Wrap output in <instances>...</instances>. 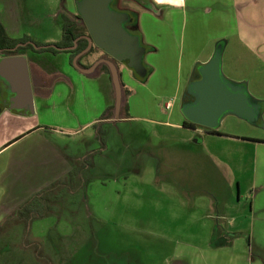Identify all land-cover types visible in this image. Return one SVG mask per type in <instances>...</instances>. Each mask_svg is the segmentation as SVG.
Wrapping results in <instances>:
<instances>
[{
    "label": "rangeland",
    "instance_id": "obj_1",
    "mask_svg": "<svg viewBox=\"0 0 264 264\" xmlns=\"http://www.w3.org/2000/svg\"><path fill=\"white\" fill-rule=\"evenodd\" d=\"M18 2L24 33L32 40L61 38L62 9L71 5L69 0ZM156 26L147 23L150 32ZM167 33L160 37L164 43L158 51L144 54V64L152 67L146 78L116 61L123 83L120 119L113 120L112 107L109 120L100 121L106 107L97 84L71 112L42 113L50 125L69 129L57 141L72 159L84 155L91 168L84 181L75 180L74 189L80 185L75 191L53 197L47 214L2 229L0 264H174L176 258L182 264H237L233 258L238 256L245 264H264V185L252 186L257 179L264 184V165L255 168L251 145L226 146L201 125L187 129L161 123L182 118L181 95L193 69L187 66V45L173 44ZM247 53L233 39L223 54L224 71L246 75L251 87L264 84V69ZM100 57L108 54L97 46L96 59ZM180 79L176 105L166 110L162 102L172 97ZM95 116L96 125L83 126ZM218 127L264 135V114L259 124L229 114ZM91 151L95 155L87 158ZM211 250L222 260L204 257Z\"/></svg>",
    "mask_w": 264,
    "mask_h": 264
},
{
    "label": "crops",
    "instance_id": "obj_2",
    "mask_svg": "<svg viewBox=\"0 0 264 264\" xmlns=\"http://www.w3.org/2000/svg\"><path fill=\"white\" fill-rule=\"evenodd\" d=\"M150 1L155 4V7L145 4L138 16L143 42L155 46L149 51H156L158 44L163 45L161 38L167 31V35H171L173 44L177 41L178 44L187 45L189 52L186 59L187 66L192 68L196 62L207 60L211 56L209 53L206 57H202V52L214 50L216 44L225 38L224 54L234 39L237 47L248 52L260 68L264 69V0ZM0 21L10 36L18 38L26 35L21 23L22 9L18 0H0ZM148 22L157 24L156 32L149 31ZM153 32L159 38L154 37ZM179 32L183 38L177 40L176 36ZM51 39L52 37H46L44 42ZM164 41L171 42L169 39H164ZM20 53L26 55L28 61L30 79L34 87H32L34 110L22 111L11 108V105L5 102L8 85L3 78H0V88L3 91L0 96L2 98L0 101H3L0 109V243L4 237L3 228L14 226V221L17 220L26 218L29 220L27 216L20 214L24 209L22 206L32 197H38V203L36 202L34 206L44 212L52 206L54 196L62 197L61 183L75 168V162L81 164L79 178L85 180V174L89 170L88 166L83 167L84 155L75 158L72 154L74 158L72 159L59 142L60 139L66 137V134L68 135L69 129L50 125L42 113L53 112L62 115L71 112V108L79 106L80 101L85 102L90 98L92 94L90 90L95 91L96 84L103 93L105 107L115 100L111 73L105 66L98 71L94 68L90 72H84L71 64L70 53L66 49L55 51L38 46L28 47L18 54ZM122 65L127 64L122 62ZM228 76L236 80H246L251 94L257 98H264V84L251 87V79L246 75L229 74ZM181 82V79L178 80L175 91L170 97L174 99L172 109L182 90ZM163 102V108L166 109ZM96 121L98 120L95 116L83 126L94 125ZM161 123L194 129L183 124V116L177 121L166 120ZM259 123L260 119L257 121V124ZM71 130L75 131V129ZM205 132L209 137L211 135V137L222 138L226 146L235 144L243 149L251 145L255 168L264 165V135L222 131L219 127L214 130L205 128ZM65 146L68 147L67 144ZM224 161L228 162V160ZM235 179L238 181L241 193V180L237 176ZM55 183L58 185L55 186L56 189L53 192L52 187ZM262 185L264 184L258 183V179L256 183H252L255 189L262 188ZM54 193L57 194L54 195ZM43 197L48 199L45 200ZM224 197L225 202H228L229 196L225 194ZM217 254L218 251L211 250L206 252L204 257L210 260H222V256ZM228 260L231 261L232 258L228 257ZM233 260L238 262L237 264H245L241 256ZM182 262L183 260L176 258L174 264H182Z\"/></svg>",
    "mask_w": 264,
    "mask_h": 264
},
{
    "label": "water",
    "instance_id": "obj_3",
    "mask_svg": "<svg viewBox=\"0 0 264 264\" xmlns=\"http://www.w3.org/2000/svg\"><path fill=\"white\" fill-rule=\"evenodd\" d=\"M112 0H77L78 11L88 26L89 34L84 36L89 43L85 50L74 57L76 66L90 72L100 63L109 66L114 84V117L120 119L123 99V83L117 60L128 59V65L133 67L139 75H145L147 67L143 62L146 47L141 44L140 36L128 30L125 22L130 20L129 12L118 10L111 6ZM74 45L58 46L71 49ZM35 46L33 40H29ZM226 39L216 44L211 56L194 65L188 82L181 96L182 111L185 117L206 128H217L225 116L234 114L251 123L263 121L264 98H257L251 94L246 80H236L228 75L222 67V55ZM93 43L104 49L111 57H100L90 67L80 66L78 56L88 50ZM25 44V42L18 43ZM0 78L10 85V92L14 93L9 99L14 102L11 108L29 106L34 110L33 89L28 70L27 57L24 54H13L0 57ZM1 87V86H0ZM3 91L0 88V96ZM2 98H0L1 100ZM23 100L25 103H15Z\"/></svg>",
    "mask_w": 264,
    "mask_h": 264
},
{
    "label": "flooded vegetation",
    "instance_id": "obj_4",
    "mask_svg": "<svg viewBox=\"0 0 264 264\" xmlns=\"http://www.w3.org/2000/svg\"><path fill=\"white\" fill-rule=\"evenodd\" d=\"M70 1V3L69 4H71V5H69V7H65L64 6V11H63V15H64V20L66 19V16L67 17H69V18H71L72 20H73V23H74V28H73V30L75 31V32H78V35L74 38V40L79 36V38H78V40H77V44H76V46L75 47H73V48H71V49H66L67 51H69V53H70V62H71V64L72 65H74L76 68H78L77 66H76V64L74 63V57L78 54V53H80V52H82L83 50H85L86 49V47L88 46V43H89V41H88V39L84 36L85 34H89V29H88V26H87V24L85 23V21H84V19L82 18V16L80 15V13H79V11H78V5H77V0H69ZM128 1H130L131 2V0H112V6L113 7H115V8H117V9H119V6L120 7H122V10H128L129 11V13H132V14H134V13H136V12H138L139 13V11L142 9V5H144V2H146L147 0H135V2H136V5H134V6H131V7H129V6H126V5H124L123 3H127ZM119 4V5H118ZM72 6V7H71ZM130 17H131V14H130ZM132 18V17H131ZM129 21V20H128ZM128 21L127 22H125L126 24L128 23ZM63 27V26H62ZM29 40H32V38H29V39H27L26 41H22V42H25V44H19L16 48H14L18 43H20V42H18L17 44H15V45H13V46H10V45H4V46H2V45H0V57H2V56H6V55H13V54H18L19 52H23L26 48H28V47H30V46H28L27 44L28 43H31ZM83 40H86L87 41V43L83 46V47H81V48H78V46H79V44H80V42L81 41H83ZM34 41V40H33ZM21 42V43H22ZM35 42V41H34ZM51 43H55V42H51ZM51 43H42V44H37V45H39L40 47H45V49L46 48H48L49 46H54V45H47V46H41V45H43V44H51ZM32 44V43H31ZM75 44V41L72 43V44H69V45H74ZM58 45V44H57ZM19 46H27V47H24V48H22V49H20L19 50V52H17V53H9L8 52V50H15V49H17ZM33 48H35V47H38V46H35L34 44H33ZM58 46H67V45H58ZM58 46H55V47H57L58 48ZM96 47H97V45L95 44V43H93V45L88 49V50H86L85 52H83V53H81L79 56H78V58H77V62H78V64L80 65V66H83V67H90V66H92L95 62H96V60L98 59H96ZM99 47V46H98ZM48 49H50V48H48ZM59 49H64V48H58V50ZM107 53V52H106ZM108 54V57H111L110 56V54L109 53H107ZM117 61H120V63L121 62H123V63H126L127 65H128V59H124V60H117ZM106 64V63H105ZM104 65V64H103ZM129 66V65H128ZM129 67H131V66H129ZM132 69H134L133 67H131ZM79 69V68H78ZM95 69H96V66H95ZM135 70V69H134ZM5 81V80H4ZM8 85V84H7ZM32 87H33V85H32ZM34 88V87H33ZM32 88V89H33ZM7 90H6V97H5V102H8V104L9 105H12V104H14V102H12L10 99H9V97L10 96H12L14 93H12V92H10V85H8L7 86V88H6ZM183 93V92H182ZM182 96V95H181ZM33 98H34V90H33ZM2 103H3V101L1 102L0 101V109H1V106H2ZM15 103H20V104H24L25 102L23 101V100H20V101H16ZM181 106H182V104H181ZM16 109H18V110H22V111H28V110H31L30 109V107L29 106H23V107H21V108H16ZM32 111V110H31ZM110 117V116H109ZM109 117H104V118H99L100 119V121H105V120H109L108 118ZM186 120H189V119H187L186 117H185V115L183 114V124H184V122L186 121ZM94 125H96V123L94 124ZM185 125V124H184ZM198 125L199 124H196V125H185V126H187V127H193V128H196V127H198ZM202 126V125H201ZM204 127V126H203ZM206 128V127H205ZM206 129H210V128H206ZM92 152V151H91ZM89 158V157H88ZM83 161H85L84 162V165L85 166H88L89 168H91V163H89V159H86V157H85V159H83ZM91 161V160H90ZM76 165H78V166H76ZM75 165V168L74 169H72L71 171H70V173H69V175H68V177L66 178V179H64V181H62V189L60 190V191H63V194L64 195H67V194H69V190L71 189V190H76L80 185H79V183H78V185H76V187H75V189H74V186H75V180H77V179H80V180H82V181H84V179L83 178H79L80 177V174H79V172H80V170L81 169H79L80 167V165L81 164H79V163H77ZM83 165V167H85ZM56 185H58V183H55L54 185H53V187H52V191L54 190V189H56ZM73 191V192H74ZM54 192V191H53ZM52 192V193H53ZM59 192V191H58ZM54 194H57V193H54ZM72 194V193H71ZM63 196V195H62ZM57 197V196H56ZM53 202V201H52ZM54 203V202H53ZM52 203V204H53ZM50 208H51V206H50ZM45 210V209H44Z\"/></svg>",
    "mask_w": 264,
    "mask_h": 264
},
{
    "label": "trees",
    "instance_id": "obj_5",
    "mask_svg": "<svg viewBox=\"0 0 264 264\" xmlns=\"http://www.w3.org/2000/svg\"><path fill=\"white\" fill-rule=\"evenodd\" d=\"M149 5V6H152V7H155V4L150 1V0H147L146 2H144V5ZM142 5V6H144ZM127 12H129L128 10H126ZM131 14V19L128 21V23L126 25V27L128 28L129 31H131L132 33H136L140 36V39H141V44L144 45L146 47V50H145V53L151 49H154L155 46L154 45H151V44H145L142 40V32H141V29H140V26H139V13L136 12L134 14L132 13H129ZM127 22V21H126ZM74 28V23H73V20L69 17L66 16V19L64 20L63 22V31H62V37L60 40L58 41H55V44H58V45H69V44H72L74 42V38L78 35V32H75L73 30ZM31 38L29 35H24L22 37H12L8 34V32L6 31L5 27L3 26L2 22L0 21V45L4 46V45H10V46H13L15 44H17L18 42H22V41H26L27 39ZM35 43L37 44H42L43 42H40V41H36L34 40ZM87 43L86 40H83L80 42L78 48H81L83 47L85 44ZM28 46L30 47H34L33 44L31 43H28L27 44ZM24 47H27V46H19L17 49L15 50H8L9 53H17L19 52L20 49L24 48ZM40 48H43L45 49V47H40ZM48 48L52 49V50H58L57 47L55 46H49ZM104 66L105 68L110 72V69H109V66L107 64L104 63ZM147 66V65H146ZM152 70V67L151 65H148L147 66V72L145 75H139L135 70V75L140 77V78H146L147 74L150 73ZM114 107V103H111L110 105H108L106 107V111L105 113L101 116V118H104V117H109L110 115L109 112H110V109ZM97 124V123H96ZM185 125H196L195 122L191 121V120H186L184 122ZM211 130H214V128H210ZM100 132H102L101 129H99V134ZM101 139L103 138V135H100ZM103 149V146L102 148H100L98 151H96L97 153H99L100 151H102ZM95 151H92L90 153V156H88L89 158H92L95 153ZM87 157V158H88ZM85 166V165H84ZM89 166V165H88ZM86 167V166H85ZM84 167V168H85ZM45 200L48 199L47 197H43ZM38 197L37 196H34L32 197L27 203H25L22 208L23 211L21 212L20 215L22 216H27L28 218L30 217H33L35 215H39V216H42V215H45L47 214V212L50 210V209H46V211L43 212V210H38L34 205L36 204V202L38 203ZM21 216V217H22ZM23 218V217H22ZM8 249H10V246H8Z\"/></svg>",
    "mask_w": 264,
    "mask_h": 264
},
{
    "label": "built area",
    "instance_id": "obj_6",
    "mask_svg": "<svg viewBox=\"0 0 264 264\" xmlns=\"http://www.w3.org/2000/svg\"><path fill=\"white\" fill-rule=\"evenodd\" d=\"M172 99H173V98H172ZM172 105H173V102H172V100H171V98H170V99H168V100L165 102L164 107H165L166 109H170V108H172Z\"/></svg>",
    "mask_w": 264,
    "mask_h": 264
}]
</instances>
